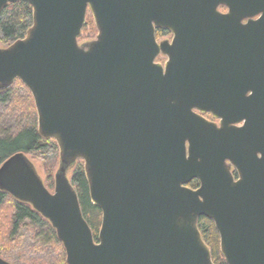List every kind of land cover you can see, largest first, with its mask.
I'll use <instances>...</instances> for the list:
<instances>
[{
	"label": "water",
	"instance_id": "95a60500",
	"mask_svg": "<svg viewBox=\"0 0 264 264\" xmlns=\"http://www.w3.org/2000/svg\"><path fill=\"white\" fill-rule=\"evenodd\" d=\"M25 1L33 24L0 47V90H30L60 166L51 191L17 152L0 189L52 224L67 263L215 264L204 216L228 264H264V0ZM88 14L98 34L80 44ZM79 160L98 241L68 176Z\"/></svg>",
	"mask_w": 264,
	"mask_h": 264
},
{
	"label": "trees",
	"instance_id": "16d2710c",
	"mask_svg": "<svg viewBox=\"0 0 264 264\" xmlns=\"http://www.w3.org/2000/svg\"><path fill=\"white\" fill-rule=\"evenodd\" d=\"M32 24L33 7L29 2L21 0L9 4L0 16V31L2 32L0 38L8 46L16 40L26 37ZM92 33L97 34V27L92 15L89 14L81 37L87 38V35ZM165 33L162 30L157 31L158 36ZM0 104L3 105L4 110L12 111L16 116L21 115L25 119V122L19 124L11 134L0 135V166L17 152L35 156L45 162L47 173L45 184L50 190H54L56 174L54 171L57 165L60 166L59 147L54 139H46L40 134L38 112L32 93L22 81L17 80L9 89L0 90ZM234 174L237 176L236 172ZM72 183L77 190L84 217L93 231L95 240L98 241L103 214L102 210L91 200L82 160L77 161L73 167ZM189 186L197 188L198 180L192 181ZM7 202L11 203L12 210L9 226L5 228L0 222V256L4 259L10 258L12 252L18 250L26 241L31 246V253L38 250L36 245L45 243L58 247L57 264H68L65 248L52 224L32 205L19 201L0 189V213ZM199 229L211 249L214 263L228 264L221 252L220 234L214 221L204 216L201 217ZM23 239H25L24 242Z\"/></svg>",
	"mask_w": 264,
	"mask_h": 264
},
{
	"label": "rangeland",
	"instance_id": "374dc122",
	"mask_svg": "<svg viewBox=\"0 0 264 264\" xmlns=\"http://www.w3.org/2000/svg\"><path fill=\"white\" fill-rule=\"evenodd\" d=\"M0 34L2 35L1 31ZM97 34H98V30H97ZM97 34L96 35L94 33L88 34L87 38L81 37L79 39V43L83 44L85 42H88L94 39L97 36ZM165 38L171 39L172 36L165 35L164 37H159L158 40L160 41ZM6 45L7 43L0 38V47H6ZM165 61L166 58H162L160 60L161 63H164ZM23 122H25L23 116L21 115L16 116L14 112L9 110H4L3 105L0 104V135L1 136H7L11 134L12 132H14L15 128L19 124H22ZM28 157L30 158L35 168L37 169L39 175L42 177V179L45 182L47 178L45 162L32 155H28ZM58 168L59 165L56 166L54 174L56 173ZM72 173H73V169H71L68 173V176L71 177V180H72ZM11 210H12V205L10 202H7L5 208L0 213V222L3 224L5 228L9 226ZM25 239H23V242ZM26 243H23L18 250L13 251L12 255H10L11 257L6 260L10 261L12 264H57L56 258L58 257L59 253H58V247L56 245L53 244L46 245L45 243H43L42 245H36L38 250L36 252L31 253L30 252L31 246L28 245L29 242L26 241ZM10 244H8V246H10Z\"/></svg>",
	"mask_w": 264,
	"mask_h": 264
},
{
	"label": "flooded vegetation",
	"instance_id": "af4514ba",
	"mask_svg": "<svg viewBox=\"0 0 264 264\" xmlns=\"http://www.w3.org/2000/svg\"><path fill=\"white\" fill-rule=\"evenodd\" d=\"M218 9H219V11H221V12H223V13H227V12L229 11V9H228L226 6H219ZM245 22H246V20H245ZM159 30L165 31L166 33H165L164 35L158 36V35H157V31H159ZM165 35H171L172 38H171V39H167V38H165V39L160 40V41L158 40L159 37H164ZM156 37H157V40H158L159 42L164 41V40H168V41L172 42V40H173V38H174V33H173L172 31H170V30H167V29L156 28ZM162 58H166V61H165L164 63H162V64L164 65V64L168 61V56H165V55L161 54V55H159V56L157 57L156 61H157V62H160V60H161ZM160 63H161V62H160ZM204 116H205L206 118L210 119V120H213V121L219 122V120L214 119L213 116H212L210 113H207V114H205ZM235 172H236V171H235ZM235 172H234V173H235ZM235 175H236V174H235ZM237 176H238V175H237ZM237 176H236V177H237Z\"/></svg>",
	"mask_w": 264,
	"mask_h": 264
}]
</instances>
